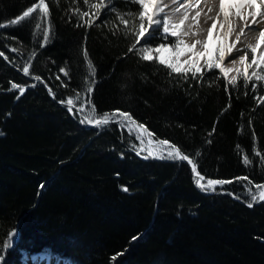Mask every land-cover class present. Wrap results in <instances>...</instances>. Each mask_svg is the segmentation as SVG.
Returning <instances> with one entry per match:
<instances>
[{
	"label": "trees",
	"instance_id": "trees-1",
	"mask_svg": "<svg viewBox=\"0 0 264 264\" xmlns=\"http://www.w3.org/2000/svg\"><path fill=\"white\" fill-rule=\"evenodd\" d=\"M34 2L0 0V264H264V201L247 206L264 184V82L144 61L135 0H45L48 17L11 23ZM115 110L179 148L205 185L231 182L203 191L188 161L145 159L131 124L81 123Z\"/></svg>",
	"mask_w": 264,
	"mask_h": 264
},
{
	"label": "snow or ice",
	"instance_id": "snow-or-ice-1",
	"mask_svg": "<svg viewBox=\"0 0 264 264\" xmlns=\"http://www.w3.org/2000/svg\"><path fill=\"white\" fill-rule=\"evenodd\" d=\"M135 2L138 3L143 10L138 12L140 24L138 31L134 33L136 43L133 45V48L139 46L143 49L142 59L144 61L156 60L160 65L170 69L172 73L183 74L185 78H187L188 74L191 73L192 79L194 80H200L203 78L202 69H206L208 71L219 69V72L223 74L227 84L232 85L233 87L237 86L238 78L243 79L244 86L246 88L250 82H264V51H260L259 54H257L258 49H260L261 45L264 44V28L252 27L253 25L259 26L261 23H264V0H213L214 5L218 4L219 10L216 13V16L217 18H222L223 24L221 27L224 29L222 34L223 43H217L215 55H213V49L210 45L213 42V30L217 27V20H213L211 27L207 29V37L205 40L201 41L197 39L192 43H187L183 37L188 36L189 33L182 31L184 25L183 19L179 24H170L169 15H161V13H164L166 6L158 4V0H135ZM84 3L87 4L88 0H84ZM103 3L104 0H100V4L93 5V7L99 9ZM111 3L112 0H109V4ZM196 3L199 4L200 0H196ZM105 7H107V5H105ZM183 7L184 5L180 4L179 7L174 8L172 10L173 14L179 13ZM77 11H79V9H77ZM212 11L213 7H209L208 12ZM48 15L49 8L45 3V0H39L38 3L34 2L27 8L26 11L22 13L21 16L11 21V23L17 24L26 18H46ZM232 15L239 17L240 20L244 22L245 28L249 31H256L258 33V38L255 44L249 43L247 45L237 47L235 44L227 43L228 34L231 31L230 16ZM83 16H89V13L85 11L83 12ZM199 16L200 12L197 11L195 18H198ZM258 17L260 19H258ZM185 19H187V15H185ZM208 19H212V17H208ZM88 23L91 25L92 21L89 20ZM121 23L127 26L129 24V20L121 17ZM36 27L39 29L41 28V25L37 24ZM240 32L243 33L244 28L240 29ZM157 33L160 34L162 42L153 46L150 44V40L155 38ZM193 35H195V33H193ZM43 39L45 42L49 39V32L47 30H44L43 32ZM198 45L199 48L197 47ZM13 51H16V49H13ZM0 55H3V53H0ZM85 56H87L86 52ZM226 59L233 65L238 64L239 67L228 68L222 66ZM201 61H203V63H201ZM89 67L92 68L90 61ZM60 71L64 72V69L62 68ZM23 72L27 75L29 73V67L25 66L23 68ZM231 72H235L236 74L229 79V73ZM91 74L94 75V69H92ZM65 75H67L66 72ZM36 79L39 80L40 77H36ZM12 88H19L21 95L24 92V88L17 84H12ZM256 88L257 84L252 83V90L255 91ZM92 90L93 89L89 87L87 92L91 93ZM79 99V94H77L75 100L73 98H69L67 100L69 112L73 111V105L79 101ZM260 100L264 102V97H260ZM88 104L91 106V112L95 113L96 108L95 105L92 104L90 96L88 98ZM80 110H83V106H81ZM85 122L93 124L96 127H107L112 123L121 127H127L130 124L136 123L128 111L121 110H115L111 113H103L99 116V118H93L89 115H85L84 119L81 120V123ZM138 127L144 132L147 131L143 124H139ZM149 137L148 144L151 145V133H149ZM137 139H140L143 145V136L138 135ZM157 143L160 146L169 145L168 140H158ZM170 149L171 150L167 153V157L161 155L156 158L188 161L189 164H192V172L196 177L195 182L201 190L215 191L216 185H224L231 182L228 180L208 179L206 185L202 184L201 181L204 180V176L200 175L197 171L196 165L189 160V157L181 153L180 149L176 148L174 145L170 146ZM140 154V151H138L137 155ZM152 155V151L149 150L144 158L148 159ZM197 155H199V153H197ZM244 163H249L247 157L245 158ZM245 179L247 178L245 177ZM255 190V192H249L251 202H249L247 206L250 208L254 203L264 201V184H256ZM124 191H128V189L125 188Z\"/></svg>",
	"mask_w": 264,
	"mask_h": 264
},
{
	"label": "bare ground",
	"instance_id": "bare-ground-1",
	"mask_svg": "<svg viewBox=\"0 0 264 264\" xmlns=\"http://www.w3.org/2000/svg\"><path fill=\"white\" fill-rule=\"evenodd\" d=\"M158 4L166 6L164 13H161V15L168 14L170 17V24H179L182 19L184 20L182 31L189 33L188 36L183 37L185 42L192 43L197 39L201 41L205 40L207 37V29L211 27L213 20H217V27L213 30V42L210 46L212 49H215L218 42L223 43L222 34L224 29L221 27L223 20L222 18H217L216 13L219 10L218 4L214 5L213 0H200L199 4L196 3V0H158ZM180 4H183L184 7L181 8L179 13L173 14L172 10L179 7ZM209 7H213L212 12H208ZM197 11L200 12V16L195 18ZM185 15H187V19H185ZM208 17H212V19H208ZM258 19L260 18L258 17ZM230 24L231 31L229 32L227 38L228 44H235L239 47L247 45L250 42H254V44L256 43L258 33L256 31H249L245 28L244 22L240 20L239 17L235 15L230 16ZM252 27L264 28V23H261L259 26L253 25ZM242 28H244L243 33L240 32V29ZM193 33H195V35H193ZM197 47L199 48V45ZM258 50L259 52L264 51V44H262L261 48ZM225 61L228 60L226 59ZM223 66L228 68L239 67L238 64L233 65L230 62H227V64ZM231 73H229V75ZM52 263L55 264L54 261ZM25 264L35 263L27 261ZM40 264H50V262L41 261Z\"/></svg>",
	"mask_w": 264,
	"mask_h": 264
},
{
	"label": "rangeland",
	"instance_id": "rangeland-1",
	"mask_svg": "<svg viewBox=\"0 0 264 264\" xmlns=\"http://www.w3.org/2000/svg\"><path fill=\"white\" fill-rule=\"evenodd\" d=\"M108 0H105V2H107ZM143 10V9H142ZM145 23H146V21H145ZM156 36H159L160 37V34L159 33H157V35ZM171 39H174V38H171ZM152 42H153V40L151 39L150 40V44L152 45ZM250 43H252V44H254V42H250ZM141 50H142V52H143V49L142 48H140ZM257 54H259V50H258V53ZM213 55H215V49H213ZM227 62L228 61H225L224 62V64L223 65H226L227 64ZM201 63H203V61H201ZM222 65V66H223ZM249 71H251V70H249ZM236 73L234 72V73H231L230 75H229V79L233 76V75H235ZM134 128H136L138 131H139V133L144 137V144H145V148H144V150H145V153L147 154L148 153V151L149 150H151L152 151V153H153V155L152 156H154V157H159V156H161V155H163V156H165V157H167V153H168V151L169 150H171L170 149V146H173V145H164V146H160L158 143H157V141H153L152 140V144L151 145H149L148 144V139L150 138L149 137V133H148V131H146V132H144V131H142L139 127H138V124H136V123H133V124H131ZM201 183L202 184H204L205 185V183L203 182V181H201ZM27 261H29V262H32V263H35V264H40V262L41 261H49L50 262V264H54V263H52L53 261L55 262V264H68V263H66V262H64V261H61V260H58V261H55V259L54 258H52V257H50V256H38V257H35L34 259H29L28 257H26L25 258V263L27 262ZM52 261V262H51Z\"/></svg>",
	"mask_w": 264,
	"mask_h": 264
},
{
	"label": "water",
	"instance_id": "water-1",
	"mask_svg": "<svg viewBox=\"0 0 264 264\" xmlns=\"http://www.w3.org/2000/svg\"><path fill=\"white\" fill-rule=\"evenodd\" d=\"M27 10V9H26ZM25 10V11H26ZM22 15V13L19 15V16H21ZM19 16H17L15 19H17ZM9 22H7V23H4V24H2L1 26H5L6 24H8ZM93 124H89V125H86L87 127H90V126H92ZM171 145H173V144H171ZM176 147V146H175ZM182 153V152H181ZM191 168H192V164H191Z\"/></svg>",
	"mask_w": 264,
	"mask_h": 264
}]
</instances>
